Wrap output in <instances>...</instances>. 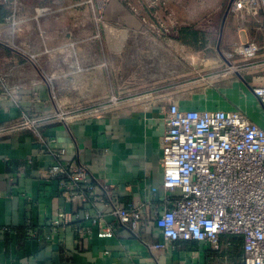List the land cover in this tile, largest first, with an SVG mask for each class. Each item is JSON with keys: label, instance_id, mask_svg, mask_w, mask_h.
I'll use <instances>...</instances> for the list:
<instances>
[{"label": "crops", "instance_id": "obj_1", "mask_svg": "<svg viewBox=\"0 0 264 264\" xmlns=\"http://www.w3.org/2000/svg\"><path fill=\"white\" fill-rule=\"evenodd\" d=\"M7 4L13 18L0 20V126L15 124L22 113L50 117L57 105L66 107L68 118H50L40 127L41 136L64 147L72 164L84 161L95 176L110 181L122 202L140 199L146 206L137 237L121 230L107 239L94 232L79 235L67 223L52 230L48 222L56 211L69 214L79 205L63 199L57 179H44L53 162L49 148L42 149L30 130L14 129L0 136V264H243L240 237L227 234L219 249L195 240L152 249L162 238L149 217V202L162 180L159 139L168 97L176 96L185 108H240L260 121L261 105L245 82L219 88L221 94L208 88L203 95L186 93L178 76L189 68L193 46L178 33L146 34L145 20L117 0L105 5L101 18L94 6L88 5L83 19L81 8L73 10L78 17L71 35L60 9L74 6L71 1ZM239 24L237 15L227 13L221 27L229 48L246 38ZM70 39L72 50L66 47ZM167 40L184 55L165 48ZM254 71L264 74V66L245 71V79ZM92 106L102 108L76 114Z\"/></svg>", "mask_w": 264, "mask_h": 264}, {"label": "built area", "instance_id": "obj_2", "mask_svg": "<svg viewBox=\"0 0 264 264\" xmlns=\"http://www.w3.org/2000/svg\"><path fill=\"white\" fill-rule=\"evenodd\" d=\"M86 2L94 6L95 1ZM228 13L239 17L246 36L234 48L236 57L243 59L238 65H243L244 72L264 66V0H232ZM11 18L12 14L5 17ZM27 56L36 59L33 54ZM241 80L261 105L260 121L240 108H185L174 95L162 108V180L158 189L152 188L155 198L149 202V217L162 239L152 243V249L189 240L219 249L221 235L227 234L241 238L243 264H264V74L254 71L248 80L243 76ZM109 101L116 103L118 97L111 95ZM59 106L50 117L22 113L15 124L0 126V136L14 129H28L36 135L53 159L44 179H57L63 199L79 205L69 214L56 211L48 222L50 228L67 223L79 235L94 232L107 239L117 237L121 230L137 237L146 202H122L110 181L95 176L84 161L72 164L65 158L64 147H53L54 138L41 136L40 127L50 118H68Z\"/></svg>", "mask_w": 264, "mask_h": 264}, {"label": "rangeland", "instance_id": "obj_3", "mask_svg": "<svg viewBox=\"0 0 264 264\" xmlns=\"http://www.w3.org/2000/svg\"><path fill=\"white\" fill-rule=\"evenodd\" d=\"M73 2L69 5L68 2ZM94 8L97 12V18L102 17V12L105 5L110 0H94ZM124 5H130L135 10L136 16L144 19L145 33H156L162 37H169L178 33V29L183 26H190L195 29L201 30L204 35V43L202 52H195L197 48L192 47V58L189 59L187 64L189 68L186 71H181L179 81L186 83L183 89L187 93L192 91L196 94H204V89L208 88L215 92L219 88H231L236 81L240 82L241 76L245 78V73L241 69L243 59H239L234 52V48H229L224 43L223 35L224 28L222 26L223 17L227 9L229 0H117ZM67 2V3H66ZM65 5L63 8V21L65 33L71 35L73 33L72 25L73 19L78 17L73 15V10L81 8L80 18H85L87 14L88 3L86 0H64ZM77 5V6H76ZM138 6V7H137ZM76 12V11H75ZM229 15V14H228ZM84 27L82 26V29ZM222 31V32H221ZM221 33V34H220ZM84 35V34H83ZM87 39V38H85ZM71 40V39H70ZM169 44H165L176 55H184L181 48L167 40ZM174 43V42H173ZM219 43V44H218ZM73 41H67V49L72 50ZM231 53L228 56L225 54ZM180 57V56H179ZM203 58V60H202ZM250 93V90L247 89ZM221 94L220 91H217ZM65 110L64 106H59ZM92 107H85L80 109L81 112L88 110ZM67 109V108H66ZM79 111L76 112L78 114Z\"/></svg>", "mask_w": 264, "mask_h": 264}, {"label": "trees", "instance_id": "obj_4", "mask_svg": "<svg viewBox=\"0 0 264 264\" xmlns=\"http://www.w3.org/2000/svg\"><path fill=\"white\" fill-rule=\"evenodd\" d=\"M127 4V2H126ZM125 4V5H126ZM133 12L135 10L127 5ZM138 7V6H137ZM11 13L10 5L7 3H0V20L5 18L7 15ZM178 36L183 42H187L193 47L199 49V47H203V43L205 41L203 32L201 30L195 29L193 27L183 26L178 29ZM241 240V238H240Z\"/></svg>", "mask_w": 264, "mask_h": 264}, {"label": "water", "instance_id": "obj_5", "mask_svg": "<svg viewBox=\"0 0 264 264\" xmlns=\"http://www.w3.org/2000/svg\"><path fill=\"white\" fill-rule=\"evenodd\" d=\"M231 2H232V0H229V3H228V5H227V9H226V11H225V14H224V18L226 17V15H227V13H228V11H229V8H230V4H231ZM224 18H223V22H224ZM223 22H222V24H223ZM221 34V33H220ZM219 44V43H218Z\"/></svg>", "mask_w": 264, "mask_h": 264}, {"label": "bare ground", "instance_id": "obj_6", "mask_svg": "<svg viewBox=\"0 0 264 264\" xmlns=\"http://www.w3.org/2000/svg\"><path fill=\"white\" fill-rule=\"evenodd\" d=\"M111 28V27H110ZM112 29V28H111ZM117 29V28H116ZM112 32V31H111ZM6 34V33H5ZM7 42V41H6Z\"/></svg>", "mask_w": 264, "mask_h": 264}]
</instances>
